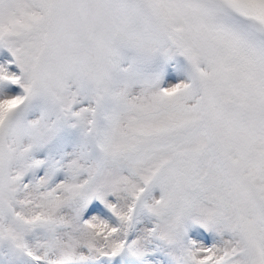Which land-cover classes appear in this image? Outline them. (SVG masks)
Listing matches in <instances>:
<instances>
[{"label": "snow or ice", "instance_id": "1", "mask_svg": "<svg viewBox=\"0 0 264 264\" xmlns=\"http://www.w3.org/2000/svg\"><path fill=\"white\" fill-rule=\"evenodd\" d=\"M0 264H264V0H0Z\"/></svg>", "mask_w": 264, "mask_h": 264}]
</instances>
